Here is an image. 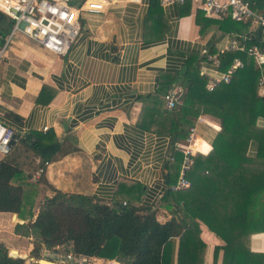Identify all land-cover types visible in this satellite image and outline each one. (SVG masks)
<instances>
[{
    "label": "trees",
    "instance_id": "trees-1",
    "mask_svg": "<svg viewBox=\"0 0 264 264\" xmlns=\"http://www.w3.org/2000/svg\"><path fill=\"white\" fill-rule=\"evenodd\" d=\"M181 8L187 14L190 2L186 0ZM161 15V0H150L144 18L145 32L152 20L158 25L156 30L164 27L161 20L155 19ZM195 23L200 35L211 29L240 36L249 33L248 25L227 16L207 18L201 11H197ZM11 27L12 21L0 13L2 43ZM253 44L260 42L257 38L245 42L246 48ZM207 50L215 55L213 43L208 44ZM217 57L221 72L235 59L243 65L229 83H220L208 91L206 80L200 75L205 56L192 52L183 72L162 73L157 90L138 97L144 111L141 129L171 142L164 164L166 189L153 206L144 205L136 196L143 192L138 183L120 184L109 201L55 189L45 179V163L56 162L75 151L74 144L60 143L53 131L16 134L11 153L0 160V213L15 214L17 218L13 215L11 222H22L15 223L13 233L31 240L29 257L40 259L44 251H54L115 260L119 264H172V240L177 239L175 264H204L205 246L192 230L194 220L204 219L203 211L216 207L215 198L241 171L244 199L227 223L232 241L215 247L213 264H217L220 252L221 264L263 263L264 254L252 253L248 247L253 234L264 233V126L259 125V121H264V95L259 94L257 87L262 72L246 52L224 51ZM177 85L184 94L175 109L167 110L164 96ZM201 115L216 118L220 130L208 155L202 156L209 151L205 147L199 151L202 154L194 152L199 157L191 156L192 164L185 173L190 186L174 191L171 186L179 176L182 150ZM251 143L257 145L254 154L248 150ZM39 169L44 172L34 179ZM162 211L164 218L160 219L158 214ZM24 263V259L10 257L8 248L0 243V264Z\"/></svg>",
    "mask_w": 264,
    "mask_h": 264
},
{
    "label": "crops",
    "instance_id": "crops-1",
    "mask_svg": "<svg viewBox=\"0 0 264 264\" xmlns=\"http://www.w3.org/2000/svg\"><path fill=\"white\" fill-rule=\"evenodd\" d=\"M257 1L251 2L256 11H264V0ZM103 2L102 12L81 13L80 29L65 56L40 49L21 33L0 41V48L8 42L0 60V123L24 134L53 131L60 143L74 144L75 151L45 168V179L55 189L109 201L120 184L138 183L143 192L136 196L144 205L153 206L166 189L164 164L171 142L141 129L144 111L138 97L155 92L162 73L183 72L189 53L201 54L213 43L218 56L235 35L215 29L200 35L197 10L191 4L187 14L181 4H161L162 15L155 19L164 27L156 30L158 25L152 20L145 32L150 0ZM199 118L184 148L189 144L191 149L198 139L204 144L197 141L193 146L207 147L208 153L202 155L206 156L220 125L216 118ZM259 125L264 126V121ZM256 148L251 143L249 153L254 154ZM242 181V172L237 171L215 198L216 207L203 211L204 219L194 220L192 230L205 246L204 264H213L215 247L232 241L227 223L230 214L242 206ZM13 215L0 213V233L4 217L11 220ZM15 238L6 243L0 237V243L17 251L19 259H30L31 240ZM172 242L175 264L177 239ZM248 247L252 253L264 254V233L253 234ZM221 260L220 252L217 264Z\"/></svg>",
    "mask_w": 264,
    "mask_h": 264
},
{
    "label": "built area",
    "instance_id": "built-area-1",
    "mask_svg": "<svg viewBox=\"0 0 264 264\" xmlns=\"http://www.w3.org/2000/svg\"><path fill=\"white\" fill-rule=\"evenodd\" d=\"M185 1L161 0V4H183ZM188 1L207 18L227 16L235 22H241L249 26L247 35H235L229 39L225 51L246 52L248 56L253 58L255 67L262 72L257 87L259 94L264 95V11H256L253 3L249 0ZM103 9V0H0V13L12 21L8 40L16 33H21L43 50L58 57L67 54L74 37L77 35L80 29L81 13H99ZM21 24H25L22 29L20 28ZM253 38H257L260 45L253 44L246 48L245 42ZM7 44L8 42H5L0 48V60ZM201 55L205 56V64L200 69V75L206 80L208 91H212L220 83H229L235 71L243 66L240 60L235 59L225 72H221L219 70L220 62L216 55H210L207 48L201 50ZM183 94L184 89L179 85L169 88L164 96L165 109H175L179 105ZM198 120L200 121V118ZM46 130L47 127L43 128V131ZM192 132L193 128L190 129V135ZM16 134L21 136L24 132L0 123V157H6L11 153L13 146L10 143L12 139L16 138ZM187 141L190 142V137ZM187 146L182 150L183 160L178 179L171 186L174 191L186 189L190 186L185 178V173L192 164L191 156L196 157V154L190 149L189 144ZM47 165L48 163H45V167ZM43 172L44 169L37 170L34 179H37ZM42 257H47L58 264H119L115 260L104 261L81 254H64L54 251H44ZM15 258H19V255Z\"/></svg>",
    "mask_w": 264,
    "mask_h": 264
},
{
    "label": "rangeland",
    "instance_id": "rangeland-1",
    "mask_svg": "<svg viewBox=\"0 0 264 264\" xmlns=\"http://www.w3.org/2000/svg\"><path fill=\"white\" fill-rule=\"evenodd\" d=\"M39 47V46H38ZM40 49H42L41 47H39ZM43 50V49H42ZM45 51V50H44ZM47 52V51H46ZM199 142H201V141H199ZM196 143H198V142H196ZM199 144V143H198ZM201 144H204V143H202L201 142ZM198 146V145H197ZM205 146V145H204ZM201 148V147H200ZM204 148V147H203ZM205 149V148H204ZM195 150V149H194ZM201 150H203L202 148H201ZM197 151H200V149L199 150H197ZM35 175V174H34ZM34 177V176H33ZM5 218V222H4V226H3V228H2V232L0 233V237H2L3 239H4V241L6 242V243H8L9 241L10 242H13L14 240H16V238H15V234L13 233V228H12V226H13V224L14 223H18V222H11V220H10V217L9 216H5L4 217ZM15 225V224H14ZM21 243L22 244H26L27 243V241L26 240H22L21 241ZM8 251H9V253H11V248H8ZM11 254H17V251H15V250H12V253ZM17 256V255H16ZM31 258V257H30ZM33 259H35V258H33ZM41 259V258H40ZM35 260H39V259H35ZM27 261V260H26ZM26 261H25V263H26Z\"/></svg>",
    "mask_w": 264,
    "mask_h": 264
},
{
    "label": "water",
    "instance_id": "water-1",
    "mask_svg": "<svg viewBox=\"0 0 264 264\" xmlns=\"http://www.w3.org/2000/svg\"><path fill=\"white\" fill-rule=\"evenodd\" d=\"M24 26H25V24H21V25H20V28L22 29ZM14 143H15V139H12L10 144L13 146ZM14 216L16 217V215H14ZM11 251H12V250H11ZM10 256L13 257V258L16 257V256H13L11 253H10ZM30 263H32V264H58V263L53 262L51 259H49V258H47V257H42V258L39 259V260H35V259H33V258H30V259H28V260L26 261L25 264H30ZM260 264H263V263L260 262Z\"/></svg>",
    "mask_w": 264,
    "mask_h": 264
},
{
    "label": "bare ground",
    "instance_id": "bare-ground-1",
    "mask_svg": "<svg viewBox=\"0 0 264 264\" xmlns=\"http://www.w3.org/2000/svg\"><path fill=\"white\" fill-rule=\"evenodd\" d=\"M193 145H194V142H193ZM192 145V147L194 148V149H196V150H199L200 149V151H204V150H201V148L199 147V146H193ZM191 147V149L193 150V148ZM196 150H193L195 153H199L198 151H196ZM199 154H201V153H199ZM15 217V216H14ZM16 218V217H15ZM11 253H12V251H11Z\"/></svg>",
    "mask_w": 264,
    "mask_h": 264
}]
</instances>
